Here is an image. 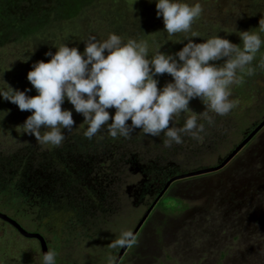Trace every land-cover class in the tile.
<instances>
[{
    "label": "rangeland",
    "instance_id": "obj_1",
    "mask_svg": "<svg viewBox=\"0 0 264 264\" xmlns=\"http://www.w3.org/2000/svg\"><path fill=\"white\" fill-rule=\"evenodd\" d=\"M116 1L118 4H113V1L109 0L95 1L90 6V11L83 16L80 14L83 22H79L78 28L70 27L73 20L65 22V25L64 22L56 24L54 21V27H48L45 34L43 32L27 33L21 37L16 33H10L6 37L0 36V86H3L4 79L14 88L23 90L26 86L29 87L31 91L27 94L34 95L35 89L26 79V72L30 69L31 63L37 59L45 61L49 59L43 55L47 51V46L54 52V46L60 43H68L69 46L76 41L84 43L82 40L89 35L97 39L106 38V27L102 19L113 7L118 8L123 5L131 13L137 10L138 2H145L143 13L149 23L147 26L149 30L156 26L157 30L154 34L150 33V30L144 38L148 45V55L156 50L153 41L155 43L158 41L161 47L158 49L165 52L169 46L176 45L177 42L174 44V40H177L176 38L182 33L168 34L163 30L162 18L155 14L154 0L152 2L149 0ZM189 2L194 3L195 0H189ZM199 2L202 11L198 17L194 18L190 32L185 33L186 38H190L189 35L193 31L196 34L206 31L207 26L204 25L221 24L222 20L226 21V28L233 35H238L237 30H244L245 24L249 25V17H255L257 22L264 17V0H199ZM253 8L261 10H255L256 13L253 14L251 12ZM24 14L27 15V13ZM51 18L53 19L54 15H51ZM202 21L206 23L199 25ZM11 30L13 31L12 28ZM262 34L260 32V35ZM232 86H229L231 91ZM230 98H235L234 90ZM235 99L237 102L234 107L223 114L228 115L229 121L217 120L216 113L209 110L214 123L218 126H214L216 129L214 131L218 134L221 143H218V148L211 147L200 155L204 169L219 165V156L226 157L229 154L227 148L229 144L239 145L247 138L243 134L238 135L239 124L241 125L246 119L247 124H252L259 118L255 110L247 114L255 104L263 106L264 100L258 98V95L252 100H248L244 95ZM199 100L195 99V102L189 105L193 111L200 112L204 109L205 105ZM70 106L71 103L66 101L61 105L62 108L72 109ZM0 109L5 111L9 120L7 125L0 126V153L7 156L24 147H30L29 150H34L35 153L42 152L48 155L53 145L39 142L19 126L27 113L30 114V110H20L16 104L11 108ZM108 111L111 117L114 108H109ZM13 112L16 113V117L12 116V119ZM22 112L26 115L23 116ZM72 112L77 114L75 110ZM189 114L186 112L185 115ZM77 117L83 120L82 114L78 113ZM74 123L79 124L75 120ZM233 124H236L237 128L233 129ZM86 126L84 122L76 131L73 128L64 130V136L72 133L81 134ZM177 160L178 162L186 161L184 157H178ZM172 161H176V158ZM113 176L121 178L119 181L122 184L121 188H116L115 179L112 177L113 181L111 179L109 182L104 181L100 183L101 187L97 185L109 195L104 202V206L110 208L106 211L107 215H104V220L99 221L102 214L98 209H89L86 213L89 214V211H92L95 217L91 214L86 216L88 225L85 228L76 229L80 235L75 231L69 234L70 229L63 230L61 227L62 223H67L66 225L76 223L77 219L73 213L63 212L61 217L56 215L53 217L52 214H46L45 211L40 210L35 212L34 218L21 217L23 223L26 225L29 223L27 229L31 231L40 225L42 228L47 226L52 232L44 230L50 240V249L56 251L55 258L58 260L55 264H107L109 255L113 256L115 261L122 246L110 247V241L114 240L122 229H129L133 233L141 223L150 202L143 198L134 206V197L123 195V199L119 201L116 196L121 194H116L119 191L123 194L127 185V187L132 184L137 185L146 179V176L129 167L125 173ZM96 183L99 184V182ZM168 190H170L168 194L170 197L161 201V207L166 212L159 208L154 212L150 223L144 220L142 226L144 224L146 226L140 231L134 251H126L129 256L125 255L120 264H264V126L225 168L174 181L164 193ZM256 190H261L260 198L256 197L254 193ZM131 192L134 191L131 189ZM107 201H110V204L106 205ZM33 203H40V199L35 198ZM0 209L4 210L1 204ZM157 226L162 227V233L158 236L155 232ZM99 229L102 230V234L94 240L95 246H93L94 243H88L86 239L89 236L94 237ZM24 237L15 234L9 226L0 225V264H42V250L37 240ZM131 249L133 250V247ZM133 253L135 261H132Z\"/></svg>",
    "mask_w": 264,
    "mask_h": 264
},
{
    "label": "clouds",
    "instance_id": "obj_2",
    "mask_svg": "<svg viewBox=\"0 0 264 264\" xmlns=\"http://www.w3.org/2000/svg\"><path fill=\"white\" fill-rule=\"evenodd\" d=\"M154 2L155 14L162 18L163 30L168 34L189 33L194 18L202 11L199 0ZM258 27L264 32V17L259 19ZM237 31L239 44L216 34L201 41L187 38L178 41L186 42L175 52L157 49L151 55L146 41L131 37L125 40L115 32H109L103 39L89 35L82 40V51L75 45L60 43L54 46V52L49 49L43 53L49 59L33 61L26 72V79L35 89L34 95L27 94L31 91L29 87L14 88L3 79L0 99L15 103L20 110H30L19 126L43 144L62 143L64 130H70L74 123L73 109L82 114L87 125L83 136L89 139L102 126L112 137H127L136 127L144 134H162L166 146L180 143L184 135L199 139L205 128L199 118L210 124L213 117L209 110L220 115L228 113L237 102L230 98L229 86L240 82L241 73L251 75L255 70L251 62L264 39L258 31ZM191 36L195 37L196 33L191 32ZM257 64L264 67V56ZM164 73L171 79L158 87L159 74ZM194 97L205 105L200 112L189 107ZM65 99L72 109L61 107ZM109 108H114L110 122ZM182 112L190 114L177 126L174 118ZM133 233L122 229L110 241V247L133 244L136 240ZM55 257V249L48 246L42 252V264H55ZM107 264H114L113 256L109 255Z\"/></svg>",
    "mask_w": 264,
    "mask_h": 264
},
{
    "label": "trees",
    "instance_id": "obj_3",
    "mask_svg": "<svg viewBox=\"0 0 264 264\" xmlns=\"http://www.w3.org/2000/svg\"><path fill=\"white\" fill-rule=\"evenodd\" d=\"M95 1L101 2L105 0H30V2L28 0H0V36L3 35L6 37L10 33H16L17 36L21 37H24L27 33L43 32L45 34L48 27H54V21H56V24L64 22L65 25V22L73 20L70 27L78 28L79 22L83 19L82 16L90 11V6ZM109 1H113V4H118L116 0ZM144 3L143 1L142 3L138 2L137 7L139 9L137 8L136 11L131 13L123 5L118 6V8H111L102 19V23L106 27V35L109 32H115L120 34L125 40L129 37L144 40L150 30V33H156V26L151 27L150 30L147 26L149 23H147V17L143 13L145 12L143 8ZM255 10L258 11L261 9L253 8L251 12L255 14ZM24 13H27V15ZM51 15H54L53 19ZM198 19L200 20V18ZM248 21L249 25L247 26L245 24L244 30H259L255 17H249ZM205 23L206 21H202L199 25ZM204 26H207L206 31L196 34L195 37L190 34V38L194 41H201L207 36L218 34L220 36H226L233 43H240L239 36L233 35L226 28L227 23L224 20H222L221 24L216 23V25L209 24ZM261 33H263L261 38L264 39V32ZM178 37L176 38L177 40H174V44L177 42L176 45L169 46L168 50L166 49L167 52H175L186 42H178L187 39L185 33H182ZM72 45L77 46L80 51L84 47V43L78 41ZM153 45L156 50L161 48L158 41L156 43L153 41ZM46 50H49L48 46ZM262 56H264V44L261 45V48L257 51L251 62L255 68L253 74L241 73L240 82L232 84V91L234 90L235 98L244 95L247 96L248 100H252L258 95V98L264 100V67L257 64ZM169 79H171L169 74H159L158 87ZM195 99L199 100L198 97L190 99V106L195 102ZM65 101L68 102L66 99ZM14 105L15 103L6 99L0 101V108H11ZM70 107L73 108L72 105ZM254 110L258 112V120L252 124H247L248 120L246 119L241 125L239 124L238 135L243 134L245 137H248L264 120V104L263 106L255 104L253 109L250 108V112L247 114H251V111L253 112ZM4 112V110L0 109V126L2 127L9 123L7 119L8 115L6 116ZM185 114L186 112H182L174 118V123L177 126L183 124ZM22 115L24 116L26 113L22 112ZM12 116L16 117V113L13 112L11 118ZM77 116L78 113L72 112L73 121L75 120L79 123H73L72 128L75 131L79 126L84 124L81 117ZM215 116H218L217 120L229 121L228 115L221 116L220 114H216ZM110 120L111 117L109 122ZM128 122L130 123V120ZM200 122L205 125L204 131L201 133V138L198 139L184 135L180 143L173 142L168 146L163 143L164 137L162 134L160 136L144 134L139 130V127H136L127 137L120 135L112 137L108 134L107 129L102 126L101 130L91 139L84 137L83 132L81 134L72 133L64 136L62 143L60 145H53L51 151L47 153L48 155L42 154V152L35 153L33 152L34 150H29L30 147H24L7 156L0 153V204L4 208V210L0 209V212L14 219L24 229L28 228L29 223L27 225L23 223L21 217L34 218L35 212L40 210L45 211L46 214H52L53 217L54 215L61 217V213L63 212L73 213L77 219L74 225H72L73 223H69L68 225H66L67 223L61 224L63 230L70 229L69 234H72L74 231L76 232V229L80 227L85 228L88 225V217L86 216L90 214L94 216V212L92 211H89V214L86 213L91 208L98 209L102 214L99 221L104 220V215H107L106 211L110 209L104 206V202L107 200L106 197L109 195L98 188L97 185L101 187L100 183H104V181L109 182L110 179L112 180L114 178L116 188H121L122 184L119 182L121 178L114 177L113 175L125 173L128 167L140 171L142 175L146 176V179H143L137 185L132 184L129 187L127 185L124 188L126 191L123 194L119 191L116 195H121L116 196V198L120 201L123 199V195H128L131 198L134 197V206L145 198L148 203L150 202V207L156 202L158 196L171 179L179 175L204 169L200 156L204 154V150L211 149V147L218 148L217 145L220 140L218 134L215 133L216 129L214 127H218L217 124L214 121L209 124L203 118L200 119ZM171 123L170 120L169 126H171ZM233 125V129L237 128L236 124ZM10 128H12L11 125ZM237 146L231 144L228 147L226 146L229 150L228 153L230 154ZM178 157H184L186 161L178 162ZM226 157L219 156V163L223 162ZM175 158L176 161H172ZM96 182H99V184ZM131 189L134 191L133 193ZM169 191L164 193L158 200L153 212L159 208L164 209L161 207V201L166 197H170L168 195ZM260 192L261 190L254 191L257 198H260ZM35 198L40 199V203H33ZM105 204H110V201H107ZM164 211L166 212L165 209ZM0 223V225L9 226L15 234L24 237L16 227L4 219L0 218ZM161 229V226H157L155 227V232L161 235ZM44 230L52 233L47 226L42 228L39 225L37 229L32 231L27 229L28 232L41 234L50 248V240L47 238ZM76 234L80 235L78 231ZM101 234L102 230L99 229L94 237L89 236L86 241L88 243H94V240ZM37 242L41 247L38 240ZM136 243L137 240L130 245L129 249L133 247L134 251ZM93 246H95V243ZM94 249L96 250L95 247ZM57 260L55 258V263Z\"/></svg>",
    "mask_w": 264,
    "mask_h": 264
},
{
    "label": "water",
    "instance_id": "obj_4",
    "mask_svg": "<svg viewBox=\"0 0 264 264\" xmlns=\"http://www.w3.org/2000/svg\"><path fill=\"white\" fill-rule=\"evenodd\" d=\"M264 126V120L248 135V137L243 140L233 151L232 153H230L228 155V157L218 166L216 167H211V168H207V169H203V170H199V171H195V172H191V173H187L184 175H179L173 179H171L165 189L163 190V192L160 194V196L158 197L157 201L149 208V210L147 211L146 215L144 216L142 222L139 224V226L137 227V229L134 231L133 235L136 237L137 233L139 232L140 228L142 227V224L144 222V220H146L148 218V216L150 215V213L152 212V210L154 209L156 203L158 202V200L162 197V195L164 194V192L166 191V189L176 180H180L183 178H187V177H191V176H198V175H202V174H208L211 172H216L218 170H220L221 168H224L225 166H227L230 161L236 157L240 151L247 145V143L259 132V130ZM0 218L4 219L5 221L9 222L10 224H12L14 227H16L18 229V231L24 235L25 237L28 238H37L40 242H41V246H42V252L46 251L48 249V245L44 239V237L41 234L38 233H31L28 232L26 229H24L18 222H16L14 219H12L11 217H9L8 215L0 212ZM130 246V245H129ZM129 246H123L121 249V253L119 255V257L117 258V261L115 264H118L124 254V252L129 248Z\"/></svg>",
    "mask_w": 264,
    "mask_h": 264
},
{
    "label": "flooded vegetation",
    "instance_id": "obj_5",
    "mask_svg": "<svg viewBox=\"0 0 264 264\" xmlns=\"http://www.w3.org/2000/svg\"><path fill=\"white\" fill-rule=\"evenodd\" d=\"M146 213H147V212H146ZM151 213H152V214H151ZM151 213H150V215L148 216V218L146 219L147 222H149V221L153 218V216H154V212L152 211ZM145 215H146V214H145ZM143 218H144V217H143ZM143 218L141 219V222H142ZM147 222H146V223H147ZM149 223H150V222H149ZM145 226H146V224H144V225L142 226V229H143ZM141 231H142V230H141ZM161 232H162V229H161ZM140 233H141V232H139V235H138V236H140ZM156 235L158 236L157 233H156ZM138 236L136 237V240H138V239H137ZM136 240H135V241H136ZM38 241H39V240H38ZM39 243H40V242H39ZM40 245H41V244H40ZM121 249H122V247L120 248V251H119V253H118V255H117V258L119 257V255H120V253H121ZM131 250H132V249H129V250H127V252H128V251L131 252ZM132 251H133V250H132ZM127 252H126V251L124 252V254H123V256H122V258H121V260H120V262H119L118 264H120V263L124 260V258H125L124 256H125V255H128V256H129V254H127ZM132 256H133V260H132V261H135L134 253L132 254ZM117 258H116V260L114 261V264L116 263ZM127 258H129V257H127ZM129 259L131 260V258H129Z\"/></svg>",
    "mask_w": 264,
    "mask_h": 264
}]
</instances>
